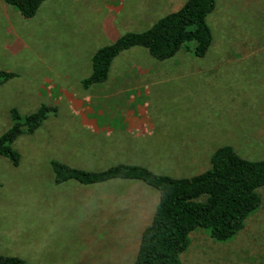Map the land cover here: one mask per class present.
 Here are the masks:
<instances>
[{
  "label": "rangeland",
  "instance_id": "1",
  "mask_svg": "<svg viewBox=\"0 0 264 264\" xmlns=\"http://www.w3.org/2000/svg\"><path fill=\"white\" fill-rule=\"evenodd\" d=\"M186 1L45 0L26 19L0 0V71L15 74L0 85V136L12 126V109L26 116L40 105L55 108L32 134L14 141L17 166L0 156L1 256L26 264L135 260L158 192L137 180L57 184L50 161L85 171L128 161L188 178L208 170L211 155L224 145L247 160H264V0H215L206 18L212 42L202 58L193 42L164 61L133 48L113 60V85H82L99 48L149 29ZM141 69L171 72L157 77L158 84L137 87L134 81L148 79L138 76ZM125 70L131 73L121 76ZM127 110L143 111L153 124L148 134L130 138L126 158L101 156L93 138L66 125ZM258 193L259 208L231 240L191 232L182 264H264V187Z\"/></svg>",
  "mask_w": 264,
  "mask_h": 264
},
{
  "label": "trees",
  "instance_id": "2",
  "mask_svg": "<svg viewBox=\"0 0 264 264\" xmlns=\"http://www.w3.org/2000/svg\"><path fill=\"white\" fill-rule=\"evenodd\" d=\"M44 1L3 0L26 19L35 16ZM214 8L215 0H187L178 11L160 18L149 29L121 35L92 55L91 73L82 80V85L103 83L113 60L133 48H143L156 60L164 61L174 57L186 43L193 42L194 54L204 57L212 42L206 18ZM14 77L13 73L0 71V85ZM54 109L40 105L26 116L12 109V126L0 136V156L17 166L20 156L13 148L14 141L22 134H32ZM50 167L57 184L70 180L82 185L137 180L158 192L155 213L141 233L132 264H182L180 256L189 246L190 233L196 229L207 231L218 242L231 240L259 208L258 190L264 187V160H247L228 145L214 151L208 170L188 178L158 175L146 167L127 164L85 171L53 160ZM0 264L26 263L17 257L0 255Z\"/></svg>",
  "mask_w": 264,
  "mask_h": 264
},
{
  "label": "crops",
  "instance_id": "3",
  "mask_svg": "<svg viewBox=\"0 0 264 264\" xmlns=\"http://www.w3.org/2000/svg\"><path fill=\"white\" fill-rule=\"evenodd\" d=\"M130 50V49H129ZM113 70L110 68L108 72L107 79L103 82H106L109 85H113V82L110 80L115 75L112 74ZM171 71H162L158 72L153 69H141L138 71V76L145 77L148 79L142 81H134L135 86L141 87L144 83L146 85L151 82V84L160 83V79H156L157 77H165ZM123 75L131 73L130 71H121ZM158 74V75H157ZM102 84V83H101ZM146 92H149L146 89ZM127 101L130 103H134V98H129ZM140 110V107H139ZM102 114V113H101ZM66 125L76 126L74 131L78 133H83L85 136H89L93 138L96 143L97 150L101 153L103 157H112V158H126L129 157L132 153L130 148L131 139L130 138H141L145 134H148L147 131L149 128H152V121L150 119L143 116V111H141V116L137 114V112L133 110H127L122 113L120 117H109L105 118L103 116L99 117H76L73 119H68ZM147 127H149L147 129ZM117 164H127L133 165V162L122 161L114 163ZM114 166V165H113Z\"/></svg>",
  "mask_w": 264,
  "mask_h": 264
}]
</instances>
